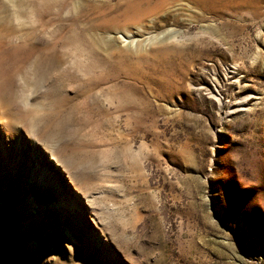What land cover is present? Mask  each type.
<instances>
[{
  "label": "rangeland",
  "instance_id": "1",
  "mask_svg": "<svg viewBox=\"0 0 264 264\" xmlns=\"http://www.w3.org/2000/svg\"><path fill=\"white\" fill-rule=\"evenodd\" d=\"M2 1L8 19L26 9L28 25L49 22L52 41L97 37L106 61L92 84L126 97L86 126L94 187L83 193L58 165L67 208L38 200L32 180L0 181V264H264V0L234 11L212 1V15L152 0L142 22L103 31L79 5L116 0ZM1 124L0 163L11 162ZM21 142L36 143L26 129Z\"/></svg>",
  "mask_w": 264,
  "mask_h": 264
},
{
  "label": "bare ground",
  "instance_id": "2",
  "mask_svg": "<svg viewBox=\"0 0 264 264\" xmlns=\"http://www.w3.org/2000/svg\"><path fill=\"white\" fill-rule=\"evenodd\" d=\"M189 1L201 7L206 14H217L212 9V1L217 0ZM218 1L223 6L220 10L233 11L258 4L252 0ZM84 4L87 11L83 16L89 20L88 28L93 31L129 27L142 22L155 10L152 0H116L115 4L105 1L102 7L94 1L90 4L84 1L79 6ZM0 9L2 22L8 20L6 27L0 29V122L10 131L13 129L15 150L11 162L0 163V181L12 184L21 179L32 180L38 200L44 202L49 198L56 207L67 208L70 202L65 183L69 180L64 181V191L53 187L57 175L61 177L58 165L67 170L70 180L83 193L94 187V157L98 152H95L96 145L90 140L92 133L86 126L94 116L102 114L116 101L121 98L124 101L126 95L114 85L96 90L92 84L95 76L92 69L106 61L98 53L102 44L97 37H89L90 34L81 31L79 38L63 37L52 41L53 31L49 29V22L28 25L22 17L26 9H19L13 14V19H8L2 0ZM12 35L19 40L13 45L10 43ZM113 79L106 78L105 82H113ZM23 129L36 143L26 146L21 142ZM42 141L46 145V153L38 148ZM21 150L28 158L18 157ZM50 172H54V176ZM0 193H4L3 187H0Z\"/></svg>",
  "mask_w": 264,
  "mask_h": 264
}]
</instances>
